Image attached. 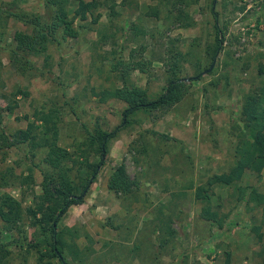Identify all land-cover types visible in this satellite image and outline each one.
Here are the masks:
<instances>
[{
	"label": "rangeland",
	"instance_id": "obj_1",
	"mask_svg": "<svg viewBox=\"0 0 264 264\" xmlns=\"http://www.w3.org/2000/svg\"><path fill=\"white\" fill-rule=\"evenodd\" d=\"M11 1L28 12L44 14V0H0V17ZM68 1L69 7L76 5V0ZM85 1L99 5L86 20H75L79 32L76 38L50 44L51 72L48 70L42 76L20 74L1 48L11 41L15 30H27V26L12 18L0 21V104L6 106L14 98L17 101L12 113L3 112L1 126L16 143L23 138L27 123L24 114L30 115L34 108L51 100L63 104L64 97L69 101L76 98L79 103L78 120L68 109L62 113L59 124V143L73 155L86 128L121 127L110 142L106 163L90 183L83 202L72 204L58 223V229L71 227L76 230L72 237L78 236L74 241L81 250V260L70 258L69 264H223L228 252L232 264L261 261L264 225L260 240L252 228L260 224L262 209H248L252 204L238 201L237 187L254 185L264 193V168L259 177L247 171L236 184L213 188L214 209L226 214L222 229L201 218L202 204L193 192L211 174L228 171L236 159L237 144L248 137L242 114L244 99L256 94L264 83V0ZM178 7L186 8L192 26L183 27L174 19V9ZM153 10H157V16ZM215 14L224 31V41L212 58ZM94 17L98 22L93 21ZM135 27L144 33L138 34ZM172 47L188 52L179 74L188 86L187 93L173 106L139 112L129 118L134 120L132 123L123 126L126 103L114 98L101 103L92 91L121 85L119 74L109 72L111 63L121 57L150 63L147 73L134 70L130 79L145 88L150 98L157 97L166 85L167 49ZM32 59L42 67L41 58ZM212 63L211 71L186 80ZM19 89L27 94L19 93ZM17 146L20 147L7 149L6 156L0 153V172L12 167L17 174L28 173L30 159L25 158L24 145ZM42 156L43 153L36 154L33 161ZM89 160V167L72 170V178L77 182L91 175L99 156L92 154ZM120 162L125 164L130 177L138 181L140 200L136 202L132 198L122 199L107 188V178ZM32 168L35 182L31 186L10 184L0 187V192H9L24 207L36 204L42 177L37 168ZM188 184L192 187L185 188ZM178 191L187 194H171ZM82 192L79 184L76 195ZM157 210L163 212V218L171 215L168 225L175 231L164 248L158 246L161 234L156 231ZM23 225L26 241L32 240L34 229L27 221ZM11 238L9 232H0L3 242ZM11 246L12 258L7 264L37 262L35 251L23 258L20 248L14 243Z\"/></svg>",
	"mask_w": 264,
	"mask_h": 264
},
{
	"label": "trees",
	"instance_id": "obj_2",
	"mask_svg": "<svg viewBox=\"0 0 264 264\" xmlns=\"http://www.w3.org/2000/svg\"><path fill=\"white\" fill-rule=\"evenodd\" d=\"M98 5L99 3L96 1L76 0V5L71 8L68 0H44V14H40L28 12L15 1H11L2 10L0 21L6 22L12 18L26 25L27 30H15L11 35V41L5 42L1 48L7 53L9 61L16 64L20 74L32 77L42 76L52 67L50 44L55 42L56 45H59L60 40L76 38L79 32L74 26L75 20H86ZM187 5L188 3H185V6ZM174 10L176 12L174 19L180 22L183 27L193 25V20L185 7H178ZM152 13L155 16L158 15L157 10H153ZM214 17L216 19L214 23L215 42L212 46V58L222 48L224 41V31L218 25L216 14ZM93 21L98 22L97 17H94ZM0 25L2 26V22ZM135 31L138 34L144 33L137 27H135ZM171 45H173L172 42H170ZM187 56L188 52L184 53L173 47L167 49L166 85L163 92L155 98H150L145 88L134 84L130 79V74L134 70L147 73L150 63L145 60H123L121 57L115 58L109 70V72L119 74L121 85L112 84L92 92L98 96L101 103L113 98L126 103V108L122 112V125L130 124L134 120L129 118L139 112L147 113L158 108L170 107L182 100L188 91V86L179 74L182 64L187 61ZM32 58H41L42 67H38ZM1 65L2 60L0 59ZM199 74L200 72L196 76ZM18 92L27 94L21 89ZM62 95L65 96L64 88ZM16 102L14 98L13 102L6 106L0 104V153L6 156L7 149L13 146L20 147L17 145L23 144L25 158L26 160L30 159L29 165L32 166L27 167V174L23 172L17 174L12 167L6 168L0 172V187L4 188L10 184L31 186L35 182L34 169L32 168L34 167L42 177L39 184L41 195L36 204L24 207L21 201L9 192H0V232L4 230L12 235L8 242H3L0 239V264H7L11 260V245L13 243L15 247L20 248L19 253L23 255V258H26L25 254L30 253L31 250L35 251L38 255L35 264H69L70 258L81 260V250L78 249L74 241L78 236L72 237L73 234H76V230L71 227L58 229V223L72 204L83 202L84 195L81 198L76 195L77 186L80 184L82 190L86 189L87 192L90 183L95 180L99 168L106 163L109 144L121 127L116 126L112 130L99 126L93 130L86 128L83 140L77 145V153H74V156L59 143V124L62 121V113H66L68 109L78 120L80 117L77 111L79 103L76 98L69 101L64 97L63 104L57 100H51L49 104H42L40 107L34 108L30 115L24 114L23 119L27 123L25 129L22 130L23 138L16 143L11 134L6 133L1 126L3 112L12 113L17 106ZM242 108L245 125L248 128V137L240 140L237 144L234 163L228 171L208 176L205 182L198 185L193 192V197L202 204L201 218L216 224L219 229L223 228L226 214L222 215L219 210L214 209L211 200L214 195L213 188L236 184L235 182L240 180L247 171H251L259 177L264 168V83L256 94L245 96ZM17 119L21 118L17 117ZM146 151L147 148L143 145V152ZM38 153H43V156L35 162L33 158ZM92 154L99 156L98 162L89 177L77 182L72 178V170L77 168L81 171L83 168L89 167L91 165L89 159ZM16 163L26 162L16 161ZM191 187L192 185L188 184L185 188ZM107 188L122 199L132 198L134 202L140 200L137 195L138 181L130 177L123 162L113 166L107 178ZM237 190L239 191L238 201H244L247 205L252 204L248 209L255 207L262 209L260 224L255 225L254 229L252 228L260 240L262 238L260 229L264 225V193L258 191L254 185L238 186ZM171 194L175 197H182L186 196L187 192L178 191ZM162 215L163 212L157 210L155 218L158 221L156 231L161 234L158 237V246L164 248L174 238L175 231L168 225L171 215L164 218ZM26 221L34 229L32 240L29 241H26L28 237L23 228ZM17 239L19 240L17 241ZM24 260L26 261V259ZM223 264H232L229 252L226 253ZM251 264H264V254L261 261Z\"/></svg>",
	"mask_w": 264,
	"mask_h": 264
},
{
	"label": "water",
	"instance_id": "obj_3",
	"mask_svg": "<svg viewBox=\"0 0 264 264\" xmlns=\"http://www.w3.org/2000/svg\"><path fill=\"white\" fill-rule=\"evenodd\" d=\"M213 65H214V64L212 63L211 66H210L207 70L200 72V74L197 75V76H191V77H188L186 80L189 81V80H192V79H196V78H198L199 76H201V75H203V74H205V73L211 71L212 68H213ZM85 192H86V189L83 191V193H82L81 195L78 196V198H81V197L85 194Z\"/></svg>",
	"mask_w": 264,
	"mask_h": 264
}]
</instances>
